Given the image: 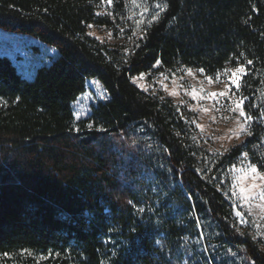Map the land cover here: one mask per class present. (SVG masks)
I'll use <instances>...</instances> for the list:
<instances>
[{
	"label": "trees",
	"instance_id": "1",
	"mask_svg": "<svg viewBox=\"0 0 264 264\" xmlns=\"http://www.w3.org/2000/svg\"><path fill=\"white\" fill-rule=\"evenodd\" d=\"M144 1L146 21L157 3L160 20L144 21L146 39L112 47L89 35L88 24L110 25L94 0H0V28L58 51L32 79L0 53V264H264L226 199L241 153L264 173V105L252 135L221 154L171 99L132 82L156 59L159 70L212 76L243 53L253 93L264 82V0ZM90 79L108 98L76 121Z\"/></svg>",
	"mask_w": 264,
	"mask_h": 264
},
{
	"label": "rangeland",
	"instance_id": "2",
	"mask_svg": "<svg viewBox=\"0 0 264 264\" xmlns=\"http://www.w3.org/2000/svg\"><path fill=\"white\" fill-rule=\"evenodd\" d=\"M94 4L97 8L95 10L97 16L108 20L110 25H94L89 28V33H94L92 37L112 47L126 46L127 44L130 46L134 45L137 41L136 36L141 34V29L144 25H137L136 21L138 19L146 21L148 17L147 13L143 16L140 15L146 6L145 1L137 0L133 4L131 0H127V2L126 0H113V3L109 5L106 0H94ZM108 13H112V16H116L117 19L113 21L112 16L108 15ZM120 17H123V19H120ZM117 25L124 29V33L119 32ZM134 33L136 35H133ZM129 37H132V39H129ZM0 53L8 56L18 72L28 79L33 78L32 76H34L38 68L50 65L58 57V51L55 48L47 46L38 39L12 33L2 28H0ZM227 68L234 69L235 67L227 66ZM186 69L190 68H180L175 71L159 70L158 67L153 68L138 83L150 86L147 91L149 94L171 99L184 116L194 122L198 132L196 133L198 140L202 145L221 154L230 151L249 136L247 133L250 131L251 125L256 121L257 108L264 105V82L256 87L252 93V87L245 80V76L241 80V89L237 91L232 88L230 92V95L234 94L236 97L241 95L249 97V100L245 101L243 106L245 111L253 116L254 119L248 122L245 125V130L241 132L240 123L242 121L237 119L238 113L231 112L226 108L230 101L225 100L223 97L208 98L209 93L221 91L225 84L230 83L226 74L221 70L219 79L216 78V73L212 75L213 81L209 82L207 77L210 75L201 73L197 69H191V74H189ZM161 73H164V75L161 76ZM161 80L166 85V89L161 87ZM138 83H134L135 86L138 87ZM85 88V92L72 103L76 121L87 118L94 106L106 101L105 99L108 98L105 89L95 79L88 80ZM194 89L202 97L199 101L193 99L190 95ZM173 91L176 92V95L171 94ZM181 101H184V103H181ZM252 105L256 106L252 107ZM205 109H208V111H205ZM259 119L264 120L263 117ZM198 125L202 127H198ZM239 157L235 167L229 173L232 180L230 182L231 197L229 196V201L232 205L235 202L236 210L244 213L247 223L239 224L236 217L234 221H236L239 228L246 229L252 226L259 234L261 233L264 236V219L261 218L264 216V208L261 207L264 202L253 200L245 206L234 195V193H239L241 188H244L246 192H254L256 190L252 187V184H264V180L260 179L258 175L253 180L254 174L248 168L249 163H251L249 157L242 155Z\"/></svg>",
	"mask_w": 264,
	"mask_h": 264
},
{
	"label": "snow or ice",
	"instance_id": "3",
	"mask_svg": "<svg viewBox=\"0 0 264 264\" xmlns=\"http://www.w3.org/2000/svg\"><path fill=\"white\" fill-rule=\"evenodd\" d=\"M106 2H107V4L111 5L113 3V0H106ZM126 2H127V0H126ZM131 2L133 4H135L137 2V0H131ZM12 7H14V6H12ZM165 7H167V5H165ZM156 8L160 9V11H157V12H155V14L151 15L150 19H148L146 21V24L150 25V24H153V23L158 22L160 20V12L163 11L164 9L161 8V5L159 3L156 4ZM45 11H47V9H45ZM148 12H149V9L147 7H145V8H143V11L141 12L140 15L143 16L145 13H148ZM108 15L112 16V13H108ZM112 19H113V21H115L117 19V17L116 16H112ZM120 19H123V17H120ZM245 22H247V21H245ZM136 24L137 25H142V24H145V22L140 20V19H138L136 21ZM87 27L88 28H92L93 25L88 24ZM117 27H118L120 33H124V29L123 28H120L119 25H117ZM89 35L90 36H94V33H89ZM133 35H136V34L134 33ZM146 35H147V29H146V27H142L141 34L136 36V38L139 39V40H144V39H146ZM129 39H132V37H129ZM139 46H140L139 44H136L134 47L138 48ZM125 51H128V49H125ZM243 56H244V54L240 53L239 56H235L234 55L233 57H230V59H235L236 60L237 66L234 69H229L227 67H224L222 69L223 73L226 74L227 80L230 83L225 84L223 90L217 91V92H211V93L208 94V98H210V99H216L218 97H223L225 100L230 101V104L226 105V108L229 111H231V112L238 113L237 119L242 121L240 123L241 132H243L245 130V125H247L248 122H250V121H252L254 119L253 116H251L250 114H248L245 111V108L243 106L245 101L249 100V97L242 96V95L239 96V97H236L234 94L230 95V92H231L232 88H235L237 91H239L241 89V80L245 76H247L249 74L248 66H251L254 63V61L252 59H245V63H240L239 61H240V59ZM159 66H161V60L160 59H156L155 64L152 65V68H157ZM186 71H188L189 74H191V69H186ZM199 71L201 73H204L205 70L203 68H201V69H199ZM220 71L221 70L217 71V74H216V78L217 79H219V77H220ZM146 75H147V73L140 72L138 75L133 76L132 77L133 83H138V81L144 79L146 77ZM160 75L163 76L164 73H161ZM207 80L209 82H212L213 81V77L212 76H208ZM160 85H161L162 88L166 89V85L163 83L162 80L160 81ZM138 87L141 90L147 92L149 90L150 86H146L143 83H138ZM171 94L172 95H176V92L173 91ZM190 95L192 96L193 99H195L197 101L202 99V97L198 94V92L195 89L192 90ZM161 99H163V98L161 97ZM17 100H19V97L17 98ZM4 103H6V101ZM181 103H184V101H181ZM255 106L256 105H252V107H255ZM205 111H208V109H205ZM260 117H264V109L260 110V116L256 117V119H259ZM189 123H192V122L190 121ZM86 127L88 129H92L93 128V123H91V122L88 123L86 125ZM198 127H202V126L198 125ZM75 130L78 132L79 128H77ZM98 130L101 131V132L106 131L105 129H103L102 126H99ZM247 135L251 136L252 133L248 132ZM192 139L195 140L196 138L192 137ZM243 144H244V141H241V145H243ZM241 155L244 156V157H247L248 153L244 152V153H241ZM232 167L234 168L235 165H232ZM261 167H264V165H261ZM248 168L250 169L251 173L254 174L253 175V180H255L256 175H258L260 177V179L264 180V173L258 172L257 164L249 163ZM197 171H199V169H197ZM217 187H219V185H217ZM252 187L256 191H254V192H246V190L244 188H241L239 193H234V195H236L237 198L241 202H243V204L245 206H247L248 203L250 201H253V200H260V201L264 202V184L253 183ZM129 203L131 204L133 202L129 201ZM261 207L264 208V204H261ZM233 210H234V216L236 218H238V223L239 224H246L247 220L245 219L244 213L242 211L236 210L235 202L233 204ZM138 211L139 212H144L145 209L144 208H138ZM249 212L251 213V209L250 208H249ZM261 218L264 219V216H262ZM197 220H198V227H200V225L202 223H206V222L200 221L199 218H197ZM233 227H235V225H233ZM257 227H259V226H257ZM236 231L239 232L240 231L239 228H236ZM241 235H243V233H241ZM204 236H205V232L202 229L201 233H200V240H198V243H202ZM185 239H187V238L185 237ZM218 247H220V246L214 247L212 251L216 252ZM206 250H207V245H204V247L201 249V251H206ZM228 251L231 252V249H229ZM26 252H27V250H21L22 254H24ZM9 255L10 254L8 252H4L3 253L4 257H8ZM52 255H53L52 251L49 250L48 257H52ZM59 255L60 254L57 252L56 256L58 257ZM232 255L235 256V253H232ZM48 257H44V258L46 259ZM208 259H209V264H211L212 257L209 256Z\"/></svg>",
	"mask_w": 264,
	"mask_h": 264
},
{
	"label": "built area",
	"instance_id": "4",
	"mask_svg": "<svg viewBox=\"0 0 264 264\" xmlns=\"http://www.w3.org/2000/svg\"><path fill=\"white\" fill-rule=\"evenodd\" d=\"M226 197V196H225ZM226 199L229 201V199H228V197H226ZM230 202V201H229ZM231 204V203H230ZM231 206L233 207V205L231 204ZM234 211V210H233ZM241 229H245V228H241ZM245 230H247V232L248 233H250L251 234V236L256 240V241H260V243L262 244V245H264V236H262L261 235V233L259 234L258 233V231L254 228V227H252V226H250V228L248 227V228H246Z\"/></svg>",
	"mask_w": 264,
	"mask_h": 264
}]
</instances>
